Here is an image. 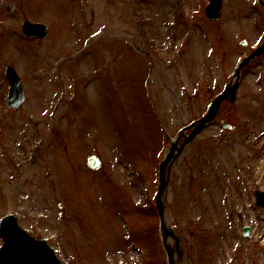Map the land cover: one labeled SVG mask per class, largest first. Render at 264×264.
I'll list each match as a JSON object with an SVG mask.
<instances>
[{
    "label": "rangeland",
    "instance_id": "obj_1",
    "mask_svg": "<svg viewBox=\"0 0 264 264\" xmlns=\"http://www.w3.org/2000/svg\"><path fill=\"white\" fill-rule=\"evenodd\" d=\"M207 1L0 0V217L15 213L63 264H167L159 161L264 38L255 0H222L215 21ZM25 19L46 23L48 36H24ZM7 64L26 93L17 110L5 103ZM92 153L98 170L86 166ZM255 189L264 191V53L170 168L162 201L181 264H264Z\"/></svg>",
    "mask_w": 264,
    "mask_h": 264
},
{
    "label": "water",
    "instance_id": "obj_2",
    "mask_svg": "<svg viewBox=\"0 0 264 264\" xmlns=\"http://www.w3.org/2000/svg\"><path fill=\"white\" fill-rule=\"evenodd\" d=\"M259 4L264 6V0H258ZM221 0H210L206 7V14L212 20H216L221 15ZM23 33L30 38L44 39L48 35V26L44 23L31 22L24 20L21 24ZM264 52V41L252 53L245 56L236 66L234 72L224 87L223 91L218 94L208 107L207 112L199 119L193 121L188 126L180 130L173 140L168 153L164 160L161 161L159 171V184L155 195L158 214L160 216L162 238L164 247L167 252L169 264H180L183 259V246L180 238L174 233L173 229L167 228L163 222V201L162 195L168 182V174L165 171L170 170V166L178 154L182 151L184 145L191 140L195 134L200 131L207 123L212 121L217 114L223 100L234 102L236 90L238 87L240 72L253 58ZM5 75L10 82V90L7 95L8 107L17 110L25 99V93L20 77L17 75L13 66L8 64L5 68ZM226 125V123H225ZM186 129H191L188 135L178 145V140L184 135ZM88 166L91 169H97L100 166V160L95 156L88 157ZM257 204L264 205V192L255 191ZM245 233L249 227L244 228ZM171 237L173 242H168L167 238ZM0 264H61L60 259L43 238H37L30 235L24 228L18 224L17 217L10 213L0 218Z\"/></svg>",
    "mask_w": 264,
    "mask_h": 264
}]
</instances>
